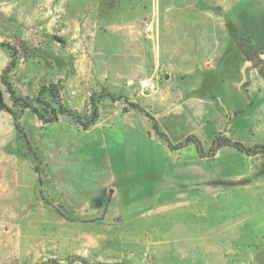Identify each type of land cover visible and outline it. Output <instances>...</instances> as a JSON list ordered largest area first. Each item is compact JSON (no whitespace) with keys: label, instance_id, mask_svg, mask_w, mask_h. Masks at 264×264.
Returning a JSON list of instances; mask_svg holds the SVG:
<instances>
[{"label":"rangeland","instance_id":"374dc122","mask_svg":"<svg viewBox=\"0 0 264 264\" xmlns=\"http://www.w3.org/2000/svg\"><path fill=\"white\" fill-rule=\"evenodd\" d=\"M185 6L197 7L193 18L204 11L217 22L218 42L202 44L203 57L216 53L217 71L224 68L225 83L238 84L246 99L213 110L178 106L175 89L158 101V92L142 88L144 81H164L159 61L169 44L160 26L185 21L178 17ZM182 26L189 41L178 47L185 53L203 29ZM228 31L262 74L251 63L241 69ZM0 43L8 45L0 48V264H68L73 256L89 264H264L262 154L225 147L202 159L193 144L171 150L152 121L133 112L143 137L135 146L150 151V166L136 157L118 179L111 164L112 172H96L104 152L98 134L131 109L107 95L144 105L174 144L195 135L208 151L223 132L247 146L264 145V0H0ZM113 53H130L129 66ZM13 56L16 67L6 77L44 120L14 103L2 81ZM59 105L80 120L61 115ZM95 108L101 123L86 130ZM54 113L58 120L50 122ZM130 199L149 202L136 210Z\"/></svg>","mask_w":264,"mask_h":264},{"label":"crops","instance_id":"0c3cea01","mask_svg":"<svg viewBox=\"0 0 264 264\" xmlns=\"http://www.w3.org/2000/svg\"><path fill=\"white\" fill-rule=\"evenodd\" d=\"M178 12V17L183 18V20L185 21H180L179 19V21L171 20L166 22L165 25L160 26V37L162 38L163 33L166 35L169 48H167L166 50V57L164 59H162L161 57L159 61L161 68L166 69L165 72L163 71L164 81H153L158 86L156 90V92H158V95L155 97L156 100L160 101L169 90L174 91V89L178 93V106L204 104L210 105L213 110H218V107H230L232 100L238 101L239 99H246L247 96L245 92L237 87L238 84H236V86H232L225 83L226 71L224 68L221 74H219V72L217 71L219 67L218 65L216 67V61L214 59L216 53L210 54L209 56L211 57H203L205 54L202 51L201 45L203 44V46L205 45L207 47V45L211 43L216 44L218 42V38L214 36V31L212 29V27L217 24V22L213 19H209L206 14H203L204 11H200L202 12V15L196 16L197 18L194 17L195 20L188 19H194V13L192 12H199L196 6H185L184 9H178ZM218 23H220L223 27H227L222 22ZM182 25L190 26L192 28L198 26L203 29L200 32L198 30L195 31V33L197 34L195 36H197L198 38L195 41L196 48H194L193 50L188 49L187 47L185 53L179 51V49L181 50V46L178 47L179 44L182 45L183 43H185V41L188 40L182 38ZM146 32L147 33H145L144 31L143 33L144 38L145 36L150 37L149 31ZM228 34L229 38L233 41L241 55L243 63L241 69L243 70L245 68V64L251 62L247 60L243 51L237 45L235 38H231L229 31ZM118 38L119 36L113 37L114 41ZM198 45L200 46L199 50L197 49L199 47ZM214 51L218 52L220 50L216 46L214 48ZM131 56L132 55L130 53H124L122 55H119L118 53L112 54L113 59H121L126 62L124 63V65H126L127 67L129 66ZM118 67V63L112 64V75H117L118 72L115 70ZM251 98L254 99V95H251ZM124 106H126V104H124ZM140 107L143 109L144 105H141ZM125 112L126 115L117 118L113 122L115 125L108 128V131L103 130L98 134L99 139L103 141L101 146L102 151H107L105 150L106 144L108 146H111V157L110 154L105 157V153L103 152L102 159L100 160L101 162L99 163L101 164L99 165L101 167L99 169L96 168V172L107 171V169L109 171V165L111 164V168L114 169L113 172H118L115 176L116 179H118V177L120 178L119 173L127 172L134 167L136 163V157L142 161V164L140 165L146 167L147 164L145 163L149 162L152 156L149 150L142 149L139 151V149H136L135 141L136 139H143L142 132L140 129V124L138 125L137 122L129 117V114L133 112H139L143 116L145 115L137 109H130ZM222 112L220 111L219 121L225 122L228 116L223 115ZM201 114L203 115L204 112ZM99 121L100 119L97 120V122L92 127L98 128ZM93 147L94 146L86 147V149H93ZM221 150L217 153V155H219ZM217 155L215 157H217ZM147 166H150L149 163ZM110 172L112 171L110 170L109 173ZM94 178L102 179L105 177H100V173H96L94 174ZM117 195L118 194L116 193L115 189V192L112 195V199H116ZM129 201V204L133 205L131 208L136 210H144V206H146V204H148L149 202L144 200L138 201L136 199H130Z\"/></svg>","mask_w":264,"mask_h":264},{"label":"trees","instance_id":"16d2710c","mask_svg":"<svg viewBox=\"0 0 264 264\" xmlns=\"http://www.w3.org/2000/svg\"><path fill=\"white\" fill-rule=\"evenodd\" d=\"M235 41H236L237 45L239 46V48L243 51L247 60L249 62H251V64L254 66V68H256L259 71L260 74H262L261 71L259 70L258 66H257L255 59L251 55H249V53L247 51L244 50L243 46L241 45V43L238 41L237 38H235ZM1 47H8V45H6L5 43H0V48ZM257 60L259 62L262 61L260 56L259 57L257 56ZM15 67H16V58H15V56H13L12 61L9 63V65L5 69V71L3 73V77H2V81L8 87V90H9V93L12 97V100L16 104H21L25 109H31L34 113H36L38 115V117L40 119L44 120L43 116L40 115L38 113L37 109H35L32 106V100L29 97L17 96L15 89L13 88L10 81L7 79L6 75L8 73H10L11 71H13ZM52 89L54 91H56L55 86H53ZM43 90H44V88L41 89L40 93H42ZM107 96L113 102H118V101L123 100L126 104H128L130 106L131 109H137L140 112H142L147 118H149L152 121L153 129H154L156 135L160 139L164 140L165 143L167 144V146L171 150H181V149L186 148V147L190 146L191 144H193V145H195L196 150H197L200 158H214L217 155V153L225 147L233 148V149H235V150H237V151H239V152H241L247 156H255L258 154H262L264 156V145L258 144V145H254V146H247L242 142L231 140L223 132H221L215 136V138L211 144V147L209 148L208 151H205L202 142L195 135H189L184 141L179 142L177 144H174L170 140L169 136L161 130L157 119L155 117H153L152 115H150L149 113H147L138 104L132 103L127 97H117L115 95H107ZM58 97L60 99V96H58ZM3 107H4V104L2 103V101L0 99V110ZM59 113L61 115H65V114L76 115V118L78 120H80V118H81L79 115H77V113H74L71 110L65 109L64 107H62V105H59ZM98 119H99V110H98V108H95L92 120L90 121V123L85 125L84 128L86 130L90 129L97 122ZM57 120H58V114L54 113V119L50 122H55ZM15 121L18 122L17 119H15ZM17 128L20 130L19 125H17ZM76 261H79L82 264H89L84 258H82L80 256L71 257V259L68 261V264H75Z\"/></svg>","mask_w":264,"mask_h":264},{"label":"built area","instance_id":"2783aa9c","mask_svg":"<svg viewBox=\"0 0 264 264\" xmlns=\"http://www.w3.org/2000/svg\"><path fill=\"white\" fill-rule=\"evenodd\" d=\"M157 87H158L157 84L152 81L142 82V88L146 91H156Z\"/></svg>","mask_w":264,"mask_h":264},{"label":"water","instance_id":"95a60500","mask_svg":"<svg viewBox=\"0 0 264 264\" xmlns=\"http://www.w3.org/2000/svg\"><path fill=\"white\" fill-rule=\"evenodd\" d=\"M58 42H62V39H60V38H58V37H56L55 38Z\"/></svg>","mask_w":264,"mask_h":264}]
</instances>
